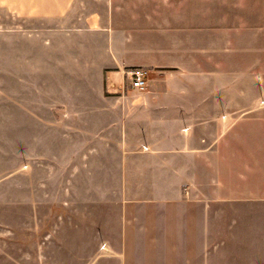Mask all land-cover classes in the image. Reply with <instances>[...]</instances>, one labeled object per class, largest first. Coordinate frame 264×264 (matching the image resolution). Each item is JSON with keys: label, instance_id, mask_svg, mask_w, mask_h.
Returning a JSON list of instances; mask_svg holds the SVG:
<instances>
[{"label": "rangeland", "instance_id": "obj_1", "mask_svg": "<svg viewBox=\"0 0 264 264\" xmlns=\"http://www.w3.org/2000/svg\"><path fill=\"white\" fill-rule=\"evenodd\" d=\"M50 24L0 7V264L161 248L140 231L184 213L153 204L211 205L189 264H264V0H77ZM108 28L127 64L103 97Z\"/></svg>", "mask_w": 264, "mask_h": 264}, {"label": "crops", "instance_id": "obj_2", "mask_svg": "<svg viewBox=\"0 0 264 264\" xmlns=\"http://www.w3.org/2000/svg\"><path fill=\"white\" fill-rule=\"evenodd\" d=\"M77 3V0H0V7H4L6 11L16 17L26 18V19H38L43 20L47 24L51 23L53 25L61 23L62 20L69 16L74 5ZM50 24V25H51ZM55 29V28H54ZM43 32V33H42ZM40 34L45 36V34H51L54 32L50 27H45ZM102 34L107 37V46L105 48V56L99 67L101 73L100 84L103 89V97L105 96V85L108 79L111 77V74L121 73L122 70H125L127 64V58L113 43V36L115 31L112 29H105L100 31ZM116 46V47H115ZM117 48V49H114ZM45 66V65H44ZM46 67V66H45ZM110 80V79H109ZM61 106V105H60ZM59 105H54L51 107V111H55L57 115V110ZM62 108V107H61ZM65 111V110H64ZM61 114V112H60ZM185 131V130H184ZM185 137V135H183ZM153 144V143H152ZM149 144V147H161L169 146L166 143L157 145ZM29 169L31 163L28 161ZM153 208V211H168V212H182L183 215L177 217L176 225H170L171 222H174V217L165 216L164 219L160 220V216H153L152 219H156V225L152 228V231L148 232L144 228L140 231L142 237L149 236L154 239H148V243H153L159 246H155V249L152 251H118V252H99V253H85V252H69L66 256L69 259L79 260L85 259L90 260L94 259V262L91 264H189V261L193 258V253L189 252V244L202 245L205 238V225H202L200 232V221L204 222L205 214L198 217L197 226L193 225L190 222V217L187 212L195 211L192 208L198 207L201 212L205 213L206 207L211 205L199 204H164L150 205ZM202 219V220H200ZM152 222V221H151ZM190 224H192L190 226ZM138 228L135 227L134 234L137 236L139 232ZM131 230V229H130ZM126 230L124 226L123 232V243L131 244L137 242V240H131L132 231ZM201 233V235H200ZM197 246L196 256L199 254L200 246ZM157 250V251H156ZM39 259H45L46 255L43 252H38ZM200 256V254H199ZM44 257V258H43ZM193 259H200L194 257ZM188 261V263H186Z\"/></svg>", "mask_w": 264, "mask_h": 264}, {"label": "built area", "instance_id": "obj_3", "mask_svg": "<svg viewBox=\"0 0 264 264\" xmlns=\"http://www.w3.org/2000/svg\"><path fill=\"white\" fill-rule=\"evenodd\" d=\"M131 86L134 88H143L147 84V73L145 70L138 68L130 73Z\"/></svg>", "mask_w": 264, "mask_h": 264}]
</instances>
